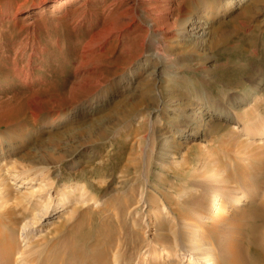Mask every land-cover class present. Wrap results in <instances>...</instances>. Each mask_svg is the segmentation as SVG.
Wrapping results in <instances>:
<instances>
[{
    "label": "rangeland",
    "instance_id": "obj_1",
    "mask_svg": "<svg viewBox=\"0 0 264 264\" xmlns=\"http://www.w3.org/2000/svg\"><path fill=\"white\" fill-rule=\"evenodd\" d=\"M63 1L0 0V168L4 172L17 168L13 171L27 178L30 186L47 187L43 192L47 195L42 198L47 199L46 203L24 200L29 207L36 205L33 211L26 210L25 218L16 227L18 250L10 254V261L0 253V264H43L35 261V251L50 255V248L62 240L61 234L69 232L83 215H94L95 220L107 215L120 218L116 221L118 241L110 252L112 264H155L163 249L173 251L168 250L171 253L165 258L159 256V261L174 257L175 252L174 244L160 245L165 239L162 233H168L155 229L162 216L176 224L172 213L179 209L200 224L197 215L207 204V192L216 190L231 196L235 189L249 200L228 205L225 218L212 225L214 230L210 222L200 225L214 231V246L230 245L237 257L251 264H264V257L250 241L255 234L259 244H264V226L245 219L233 228L235 219L249 216L254 204L262 203L260 206L264 207V158H260L263 153L259 150L264 149V141L251 139L253 133L264 130V90L256 94L251 91L256 84L251 79L264 77V24L260 21L264 11L254 13L259 8L256 0L236 1L226 10L221 4L223 15L209 19L211 25H207L208 35L200 48H206V52L173 57L182 66L180 70L161 74L153 81L146 73L129 91L118 89L116 80L121 76L120 67L129 62L143 35L131 37V45L127 44L130 36L125 34L115 35L114 40L107 42V36L100 32L105 31L106 24L116 22L118 26L122 21L114 13L115 8L109 7L110 0H72L67 5ZM176 2L183 7L181 15L190 12L192 16L201 6L197 0ZM170 15L168 11L163 17ZM220 36L227 40L215 47V39ZM179 47H172L171 51L176 52ZM151 49L161 47L153 44ZM209 67L212 69L207 70ZM152 82H156L154 87L150 86ZM194 83L200 91H208L217 105L226 104L216 99L218 88L227 90L226 98L236 95L244 99L233 110L234 122L225 123L216 133L189 136L191 140L186 141L187 138L178 139V127L170 118L173 113L169 111L163 117L150 113L153 94L144 96L145 105L126 111L132 102L130 97L142 96L150 87L169 106L191 105L196 99ZM57 111L64 115L60 120L55 117ZM195 112L193 108L191 119ZM171 141L176 144L174 148L170 147ZM243 141L251 143L253 149L247 154L236 153L234 150ZM222 142L232 151L221 146ZM58 144L66 145L61 151L66 155L63 160L42 165L29 162L36 155L56 152L53 146ZM166 149L175 151L173 159L168 160V155L163 159ZM253 150L260 157H255ZM13 192L0 193V205L18 204L19 208L23 202ZM43 206L48 212L58 213L48 217L44 221L47 224L39 229L41 221L37 226L32 222L38 221L36 212ZM184 206L186 210L181 209ZM5 209L0 208V215ZM25 224L29 226L24 231ZM59 224L65 226L54 236ZM251 226L255 227L254 233ZM0 229L5 233L12 230ZM50 230L53 231L45 232ZM22 231L28 236H21ZM149 244L157 253L147 256L144 251ZM27 249L31 254L19 259Z\"/></svg>",
    "mask_w": 264,
    "mask_h": 264
},
{
    "label": "bare ground",
    "instance_id": "obj_2",
    "mask_svg": "<svg viewBox=\"0 0 264 264\" xmlns=\"http://www.w3.org/2000/svg\"><path fill=\"white\" fill-rule=\"evenodd\" d=\"M70 1L72 0H64L63 4L67 5ZM197 1L198 3H201V6L197 7V9L195 8L196 10H194V14L191 16L190 12H188L187 15H181L183 12V7L179 2H176V0H110L109 7L115 8L114 10L116 11H114V13L117 15V17H120L122 21L119 23L118 26L116 25V22H111L109 25L106 24L105 31L103 30V32H100L101 34L107 36L106 41L110 42L114 40L115 35H118L119 37V34H125L130 36L127 44L131 45L133 37H135V39L138 38L139 36H141L139 35V33L143 35L141 44H138L139 46H134L135 50L134 52L132 51L133 54L130 56L129 62L120 67L121 76L119 79L116 80V86L118 89L120 88L121 91H129L131 89V85L146 73V77L148 78L151 76V80L153 81L156 80V78H159L161 74H169L168 72L172 74L175 70H180L182 66L179 65V61H174L173 57H184L185 55L194 56L206 52V48H200L203 47L205 39L208 35V30L206 29H208L207 25H211L209 19L215 20L217 19V17L223 15L221 14V4H225L224 6H226V8L224 10H226L231 8L234 2H240L241 0ZM255 2L256 8L257 4L259 5V8L254 10V13L262 14V12L264 11V0H256ZM168 11L171 12L170 17L164 18L163 14ZM194 16L197 17L199 20H194ZM260 21L262 22V24H264V18H262ZM139 30L141 31L139 32ZM97 35L99 36L98 33ZM226 40L227 37L225 36H220L218 40L216 38L214 42L215 47H218V45L224 43ZM170 43H172V47L180 46L178 48V51H171L172 47L169 45ZM153 44H158L161 49H151V46ZM146 45L149 46L147 47ZM203 67H207V65L204 64ZM210 69L212 68H207V70ZM125 72L127 73V75L124 76ZM136 73H140L139 75H137L138 77L129 79L130 76ZM173 78L174 77H172V79ZM99 81H101L100 78H98V82ZM185 82H189L188 78H186ZM251 83H256L253 85V87H251L253 88V90L251 89V91L254 94L259 92L260 90H264V77H260L259 79L255 80L252 78ZM155 84L156 82H152L150 83V86L152 85L154 87ZM237 85L239 87H243V84H241L240 82H238ZM192 87L194 90H196L194 94V97H196V99L191 105L185 104L184 106V104L182 103H177L175 104L176 107L172 105L169 106L166 104V102L160 100L157 93L155 91L152 92L150 87L147 91L145 89L143 95L141 94L142 96H140L139 94L137 95L138 98L136 96L130 97L129 100H131L132 102L129 101L126 107V111L133 112L135 111L137 105H145L144 103H146V98L144 96L146 94L149 95L151 93L153 94V97L149 98L154 103L153 107L150 108V113H156L161 117L166 115V113L169 111L170 113H173L170 118H174V124L178 127L176 129V134L179 135L178 139L187 138L186 141H190L191 138L195 135L203 136L204 134L216 133L217 130H219L220 127H222V125H224L225 123L234 122L233 110L236 109V106L242 103L244 99L237 98L236 95H231L230 97L226 98L227 94L225 92H227V90L225 88H218L219 96L218 98L216 97V99L224 100L226 101V104L217 105L216 103L214 104L213 100L208 94V91H200L199 87L196 88L195 83ZM134 99H136V101H134ZM181 105L183 107L181 109L178 108ZM193 108L196 110V112L194 113L195 115L193 116V119H191ZM88 110H90V108H88ZM63 116L64 115H60L59 111L56 112V118L59 119ZM218 118H221L222 121H218ZM54 120L55 118L53 119V121ZM53 121L51 124H53ZM251 139L264 141V130L253 133ZM172 142L173 141H171L170 143V147L173 146L172 148H174L176 144ZM220 145L230 151H232L233 149L223 142ZM50 146L51 145H49L48 147ZM65 146L66 145L61 146L60 144L54 145L53 148H57L56 152H50L48 153V156L46 154L36 155L34 157L35 159L29 160V162L35 165L48 164L50 161L56 160L57 162H59L66 158V155L64 156L65 153L61 152ZM238 147L240 148L234 151H236V153L241 154H247L249 149H253L251 143H247L244 141L239 143ZM259 150L262 151L264 156V149L260 148ZM70 152L72 153L73 150ZM173 152L175 151L169 152V150L166 149L163 152L165 155L163 159L165 160L167 155L168 160L173 159ZM2 154L3 153H1V155ZM252 154L255 157H260L261 155L260 153H257L256 150H253ZM263 156H261L260 158H264ZM75 163L76 161L73 162V164ZM134 163L136 162L134 161ZM13 169L15 170L17 168H7L5 172L2 171V169L0 168V193H7L6 195H9V193L15 190L16 193L19 194L17 195L19 196V200L23 202L19 206V208H17L18 204L15 207L10 206L11 204L8 205L10 207H8L7 205H0V208L5 209L6 207V212L0 215V227L12 229L8 233H5L3 230L0 229V253L2 254V257H5V259L9 261L10 259H12L10 254L15 251L18 246L14 237L16 227L25 218L26 210L33 211L36 205L35 203L34 205H32V207H29L24 202V200H34V202L37 203H39L40 201L46 203L47 201V199L42 200V198L47 195V193H43L47 190V187H44V185L40 183L41 186L37 185L39 187H37L38 189H35L33 186H30V182L26 181L27 178L24 179L23 177H20L21 173H19L18 171H13ZM32 177L34 178V176ZM11 184L15 185L11 186ZM215 191L216 190H210L209 192H207V204L202 205L203 207L200 208L199 216L197 215V219L199 220L200 224H202L203 222H210L212 227V225L218 223L219 221H222L225 218L229 210L228 205L243 204L244 202L249 200V197L246 194H239L240 191L238 189L233 190L235 195L232 193L231 196L224 195L222 193H216ZM13 195L16 194L14 193ZM35 195H37V197ZM260 205H262V203L254 204L249 216L245 217L242 215L236 218V222L233 225V228L239 227L245 219L257 221L260 223V225L264 226V207ZM59 207L61 206H58V208ZM184 208H186V206H184L183 208L181 207V209L186 210ZM44 209L45 206H43L41 209L39 208V211L36 212V220L38 221L32 222V224L37 226L39 224V221H41V226L39 227V229H41V227H44L47 224V222L44 223V221L48 217L50 218L56 213H58V211L52 213L50 211L48 212V209ZM144 211L146 210L144 209ZM172 215L173 217L175 216L174 221L176 222V224L174 222L170 223L171 220L169 218H167L166 216H162L157 221L158 223L155 224V229H157L158 231L167 230L168 233H162V235H165V239L163 240V242L160 243V245L174 244L175 258L173 256H167L170 259H163L165 258V255H169V253H171L168 250L173 251V249L167 250L165 248L162 252H160L159 250V256L163 257V260L159 261L158 256V259H156V261L158 260V262H156L155 264H251L250 262L248 263L249 260L234 255L232 253L234 250L232 247H229L230 245H228L227 247H222L221 245L214 246L213 239L216 237L214 236V231H210V228L207 229V226L203 227L200 224H196L197 222L195 221L194 223L192 219H190V215H187L184 212L181 213L179 209L177 211H174ZM117 219L107 215L105 219L95 220L94 215H83L79 218L75 226L70 228L69 232L66 231V234H61L62 240L55 243L54 246L50 248V250H52V253L50 255L45 256L40 253H37L38 251H35V253L38 254V258L36 257L37 259H35L34 257V259L35 261L37 260L39 263L43 264L45 262H47V264H112L110 262V252L112 250V247L115 246L116 242L118 241L116 235L118 228V222H116ZM173 223L175 225H172ZM169 225H171L170 228H168ZM23 226L25 227L22 229H24L25 231L26 227H28L29 225L25 224ZM64 226V224L56 225L54 231L52 230L53 233H55L54 236H58V233H61V230L64 228ZM175 227L177 228L175 229ZM213 228L215 227H212V229ZM35 230L37 231V227ZM254 230L255 227L251 226L250 231H253L254 233ZM52 231L50 230L45 232L51 233ZM21 236H28V233L23 232ZM258 239V236L252 234L250 241L251 243L255 244L254 246L256 250L260 252L261 255L264 257V244H259ZM227 244H229V242H227ZM28 249L27 251H22L20 253L21 255L18 253L16 257L20 255L19 259L27 258L31 254L28 252ZM154 249L150 247L149 244L147 245V247H145L144 252L146 255L152 254L156 252V250ZM17 250L18 249H16V251ZM115 253L114 256L116 255ZM138 258L139 257H137V259Z\"/></svg>",
    "mask_w": 264,
    "mask_h": 264
}]
</instances>
